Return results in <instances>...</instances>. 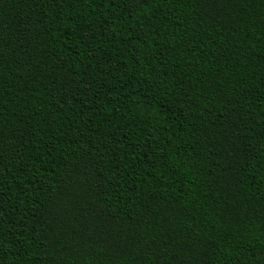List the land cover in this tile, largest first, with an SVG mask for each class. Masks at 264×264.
I'll list each match as a JSON object with an SVG mask.
<instances>
[{
  "label": "trees",
  "instance_id": "16d2710c",
  "mask_svg": "<svg viewBox=\"0 0 264 264\" xmlns=\"http://www.w3.org/2000/svg\"><path fill=\"white\" fill-rule=\"evenodd\" d=\"M0 264H264V0H0Z\"/></svg>",
  "mask_w": 264,
  "mask_h": 264
}]
</instances>
